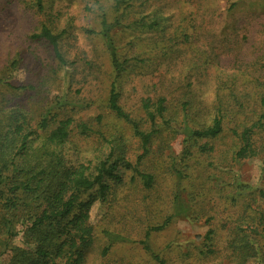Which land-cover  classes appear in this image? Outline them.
<instances>
[{"label":"rangeland","instance_id":"374dc122","mask_svg":"<svg viewBox=\"0 0 264 264\" xmlns=\"http://www.w3.org/2000/svg\"><path fill=\"white\" fill-rule=\"evenodd\" d=\"M118 17L123 25L113 35L127 68L116 77L100 30L104 19ZM43 26L61 35L66 64L39 35ZM0 79V128L11 120L4 106L20 110L34 148L43 144V118H73L69 139L49 148L58 154L57 168L94 175L113 151L110 162L125 158L154 176L148 188L119 163L122 179L106 176L104 195L98 185L78 194V202H91L93 228L88 247L78 242L81 264H156L141 244L148 231L165 264H264V127L252 135L255 155L237 154L244 128L264 122V0H0ZM115 81L121 106L145 131L151 123L143 101L166 99L140 162L141 139L109 108ZM218 111L223 131L194 135ZM0 192L7 195L4 185ZM176 199L190 206L188 214L174 215ZM71 217L57 221L60 228ZM24 228L16 225L15 237L0 231V264L42 260L28 249L39 241ZM58 231L42 243L49 252L65 239Z\"/></svg>","mask_w":264,"mask_h":264},{"label":"trees","instance_id":"16d2710c","mask_svg":"<svg viewBox=\"0 0 264 264\" xmlns=\"http://www.w3.org/2000/svg\"><path fill=\"white\" fill-rule=\"evenodd\" d=\"M121 18L118 17L113 21L104 19L102 21L100 34L104 39L109 54L111 56L112 65L119 77L127 68V61L120 58L118 48L113 35V30L116 27L122 26ZM44 37L52 46L55 57L60 64L67 63L61 48L59 39L60 34H55L48 26H43L39 34ZM3 80L0 79V83ZM120 91L117 88L116 81L110 86L109 108L124 121L132 125L134 133L141 139L142 155L140 160L149 154L151 140L158 133L157 118L164 117L166 112V99L160 98L157 102L151 99L143 101V109L146 112L151 127L148 131L141 129L139 121L135 120L131 114L126 112L120 104ZM7 108L5 115L7 119V129L4 126L0 128V185H4L7 189V195L0 192V231L7 234V237H15L19 234V230L14 227L18 224L24 225V233L30 241L36 240L39 243L29 244L28 249H33L34 254L42 260L34 264H81L83 254L82 246L79 241L88 247L92 242V225L89 222V206L91 202H78V194L82 191H88L96 185L100 186V193L104 195L108 188L105 177H111L114 180H121V175L118 170V165L121 163L124 167L134 168L132 163L125 158L115 159L113 162L110 157L103 161L97 167V173L89 175L85 173V168H76L72 171L66 168H57L59 162L57 160V152L49 150L52 145H61L65 143L73 129V118L67 115L64 118H43L39 125L44 129L43 144L38 147L29 144L30 132H26L20 122V110L15 108ZM9 123V124H8ZM83 132L90 131V127L86 123L78 125ZM264 127L262 120L254 125L244 128L240 134L241 148L238 151V157L247 158L255 155V148L252 141V135L255 128ZM5 131V132H4ZM223 131V117L220 111L217 112L211 126L205 129L195 130L193 133L196 136H217ZM47 154L53 158H46ZM112 155V156H111ZM18 157L22 159L21 164L18 162ZM48 159V162L46 161ZM138 162V163H139ZM140 175L146 187L150 188L154 182V176L151 173L139 171L134 168ZM244 189L249 188V185H243ZM72 191V192H71ZM71 192V193H70ZM31 200H29V198ZM260 197L264 203V190H260ZM37 199L47 201V205L43 209V203L35 205ZM76 209H78L77 212ZM190 206L182 199H176L174 205V215L182 216L188 214ZM71 217L66 225L60 228V223L57 221L65 220ZM168 218L163 225L154 227L151 230L164 228L169 221ZM264 219V216L263 218ZM57 223V224H56ZM59 235H64L62 240L55 247L53 252H49L48 248L42 244L48 236L57 230ZM264 231V221H263ZM212 230H208L207 237L209 238ZM73 236H66V235ZM107 235L113 241H124L126 238L119 234L107 232ZM143 248L148 252L156 264H165V260L153 248L150 231L146 233L145 239L141 241ZM33 246V247H31ZM52 251V250H51Z\"/></svg>","mask_w":264,"mask_h":264}]
</instances>
